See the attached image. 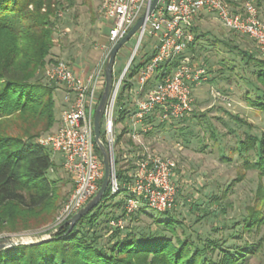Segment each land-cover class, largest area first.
<instances>
[{
  "label": "trees",
  "instance_id": "trees-1",
  "mask_svg": "<svg viewBox=\"0 0 264 264\" xmlns=\"http://www.w3.org/2000/svg\"><path fill=\"white\" fill-rule=\"evenodd\" d=\"M62 10L59 0H0V236L3 237L31 231H38L37 235L46 234L64 224L46 229L67 196L60 192L56 180L48 177L55 164L47 149L35 141L51 132L57 122L54 98L57 87L45 76V70L58 61L49 57L54 47L58 14ZM196 31L197 27L193 26L194 39L188 54L196 51L199 40ZM239 54L247 59L246 64L254 65L253 74L262 86L258 91L264 92V58L242 49ZM176 64L174 61L162 65L155 82L169 74ZM143 65L142 62L131 69L128 77L136 75ZM150 82L145 89L149 88ZM127 88L128 85H123L116 99L121 112L120 122L130 110L126 107L129 100ZM248 103L264 108V97L256 95ZM185 119L183 117L179 122ZM154 120L155 116H150L144 124L148 123L153 128ZM238 122L246 124L245 121ZM127 130L124 125L117 143L122 142ZM101 140L104 142L103 130ZM128 142L132 144L130 140ZM96 151L99 153L97 148ZM234 152L244 166L258 172L260 180L253 205L246 207L241 223L232 225L235 230L242 224V233L249 234L264 224V131L258 136L245 135L229 156L222 157L223 161L230 163ZM250 154L255 161L250 160ZM115 168L121 184L119 195L126 192L125 186L131 182L129 172L133 166L124 168L120 159H115ZM229 188L220 195L211 196L210 207L203 217L212 214V206L222 205ZM112 197L107 188L101 202L80 218L67 234L68 227L64 226L44 243L0 251V264H249V258L261 248V242L224 247L226 242L222 237L215 240L198 237L195 242L190 235H185L184 228L180 234L177 233V227L183 226L170 216L171 210L157 212L161 214L159 218L145 213L152 220L145 229L126 224L123 229L111 228L109 221L113 219L137 222L138 213L147 207L140 206L126 217L124 199L118 203H107ZM118 209L121 212L119 216L116 215Z\"/></svg>",
  "mask_w": 264,
  "mask_h": 264
},
{
  "label": "rangeland",
  "instance_id": "rangeland-1",
  "mask_svg": "<svg viewBox=\"0 0 264 264\" xmlns=\"http://www.w3.org/2000/svg\"><path fill=\"white\" fill-rule=\"evenodd\" d=\"M59 1L62 3L63 15L59 18L53 35L54 47L51 53L52 56L54 55V61L66 62L73 71L72 65L78 66L81 63L83 68L88 65L91 69L97 58L96 51L100 50L103 57H107L109 52L105 54L97 46L103 43L98 41L99 34L107 33V28L104 27L97 32V28L92 27L94 21L100 22L102 19L98 13L102 0ZM196 24L200 25L196 31L199 40L196 42V51L191 56L193 62L206 70L207 81L193 92V113L182 122H179L180 119L170 122H160L156 119L153 122V128L147 123L146 125L152 129L144 133L139 132L140 141L148 152L172 158L176 162L174 182L178 192L170 216L175 217L183 226L177 227L178 234L184 228L185 235H190L195 242L198 241V237L202 240L207 238L215 240L222 237L226 242L224 247L261 242V248L249 258V264H264V224L260 229H253L249 234L242 233V224H239L235 230L232 228L235 222H242L247 212L246 207L253 205L254 193L260 181L258 172L244 166L235 152L231 156L230 163L222 159L230 155V151L245 135L258 136L264 131V108L254 107L248 103L249 99H255L256 95L264 97V92L258 91L259 88L262 89V86L253 74L254 65L246 64L247 59L243 58L239 51L245 50L256 57L261 55L252 40L226 31L216 22L214 15L211 17L209 13L204 14L202 21H197ZM65 26H73L72 37L68 36L67 41H63L66 38L63 32ZM153 42L152 39L145 37L138 45L129 65L130 71L152 56L155 45ZM136 45L137 38L134 35L118 50L113 66L114 79L118 78L126 68ZM69 60H72L73 64ZM53 83L56 87L63 88L59 83ZM154 83L155 78L151 80L149 88ZM216 93L221 98L217 99ZM246 96H249V99H246ZM63 97V92L56 93L55 114L58 117L61 113L57 107L63 101ZM115 110V159H120L122 167L128 168L137 160L138 149L128 136H123L122 142L117 143L124 126L120 122L121 112L117 105ZM130 114H132L131 110L125 114L127 115L125 118H128ZM153 116L155 115L151 117ZM149 117L145 119V123ZM238 120L245 121L246 124ZM103 124L102 119L101 130H103ZM55 128L54 126L51 131ZM129 140L135 147L128 142ZM47 151L55 164L53 170L49 171L48 177L53 181L56 180L60 192L68 196L72 191V182L61 167V155L48 149ZM250 157L251 161H255L253 154H250ZM228 186L230 188L227 199L222 201L220 207L212 206L210 210L212 214L203 217L210 207L211 196L220 195ZM126 196L127 192H121L107 203H118ZM119 211L120 209L117 216L121 214ZM145 213H151L158 218L161 216L145 207L144 212L142 210L138 213L137 222L131 223L126 220L125 224L129 227L145 229L152 223ZM224 225L229 226L224 229ZM37 232H24L18 236H31L32 239L38 234ZM236 236L239 238H233Z\"/></svg>",
  "mask_w": 264,
  "mask_h": 264
},
{
  "label": "built area",
  "instance_id": "built-area-1",
  "mask_svg": "<svg viewBox=\"0 0 264 264\" xmlns=\"http://www.w3.org/2000/svg\"><path fill=\"white\" fill-rule=\"evenodd\" d=\"M153 0H102L98 13L107 22V44L101 49L105 54L126 35L146 13ZM259 0H243L241 8L231 11L221 0H158L150 14L136 32L137 45L122 74L114 79L112 92L103 112V133L110 155L108 189L115 197L121 184L115 168L114 113L117 96L123 85H128L126 104L132 114L121 122L127 126L128 136L138 149L137 160L130 171L131 182L125 186V216L132 215L142 204L150 210L163 213L175 206L178 187L174 176L176 162L172 158L152 154L141 144L139 132L151 127L145 119L155 115L160 122H170L193 113V90L207 81V72L193 62L188 54L193 43L191 31L199 10L212 13L228 32L244 35L252 40L264 58V21L258 14ZM62 12L58 17H62ZM155 43L154 53L146 60L136 75L129 78L130 63L144 38ZM109 53V52H108ZM100 57L85 77L76 74L64 61L47 66L45 76L63 86V103L59 124L51 132L37 138L36 143L61 155L63 171L72 182V191L58 209L50 228L65 223L77 213L98 191L103 179L101 156L96 151L93 132V114L104 86V63ZM176 61V66L160 81L145 89L158 74V69ZM216 98L221 96L216 93ZM125 105V104H124ZM140 146H139V145ZM125 219L109 221L111 228L123 229Z\"/></svg>",
  "mask_w": 264,
  "mask_h": 264
},
{
  "label": "water",
  "instance_id": "water-1",
  "mask_svg": "<svg viewBox=\"0 0 264 264\" xmlns=\"http://www.w3.org/2000/svg\"><path fill=\"white\" fill-rule=\"evenodd\" d=\"M158 0H153L150 7L144 15L133 25V27L122 37L109 51L104 65V86L99 97V101L94 110L93 114V132H94V143L98 152L101 156V161L103 165V179L97 193L72 217H70L61 227L67 226V233L71 232L74 225L78 222L80 218L89 214L102 200L109 183L110 175V155L105 145L101 140V120L103 112L108 101V98L112 92L113 88V66L115 63V57L118 50L129 41L137 32L138 28L143 24V21L147 14H150L156 5ZM61 227L52 230L46 234H40L33 236H5L0 238V251L12 248L19 245H38L44 243L51 239V236L58 231ZM34 239V240H33Z\"/></svg>",
  "mask_w": 264,
  "mask_h": 264
},
{
  "label": "crops",
  "instance_id": "crops-1",
  "mask_svg": "<svg viewBox=\"0 0 264 264\" xmlns=\"http://www.w3.org/2000/svg\"><path fill=\"white\" fill-rule=\"evenodd\" d=\"M221 1H223L228 7H229V9L231 10V11H237V10H239L240 8H241V4H242V2H243V0H221ZM258 14H259V18L262 20V21H264V0H259L258 1ZM208 11H206V10H204V9H202V10H199L198 11V13L196 14V16H195V18H194V21H193V25H192V28H193V26H196V27H198V26H200V25H197L196 24V22L197 21H202V18L204 17V14L205 15H208ZM210 15H211V17L213 16V14L212 13H209ZM215 19H216V17H215ZM216 22L218 23V24H220L219 22H218V20L216 19ZM94 24L92 25V27L93 28H97V32L99 31V30H101L102 28H104V27H107V22L104 20V19H101V21L99 22L98 20H96V21H94L93 22ZM220 26V25H219ZM73 27V26H72ZM72 27H70V26H65V27H63V32L65 33V37L66 38H64L63 39V41H67V39H69V38H71L72 37V34H71V32H72ZM90 28V27H89ZM192 28H191V31H192ZM220 30H222V28L220 27ZM68 36H69V38H68ZM98 41H103V43H102V45L101 44H98L97 46H99V48L101 49L102 47H104L106 44H107V35H106V33H101V34H99V38H98ZM217 41V40H216ZM219 41V40H218ZM99 50V49H98ZM96 53H97V58H95L94 60V64L100 59V57L102 56V52H100V50L99 51H96ZM101 55V56H100ZM54 56V55H53ZM52 56V53H51V55H50V57L49 58H51V59H53L54 60V57ZM77 56V55H76ZM78 57V56H77ZM72 59V58H71ZM76 59V58H75ZM78 59V58H77ZM69 62L70 63H72L73 64V61L72 60H69ZM78 62H80V61H78ZM76 64H77V61H76ZM82 64V63H81ZM78 65V66H76L75 64H74V66L72 65V68L74 69V71L79 75V76H81V77H85L86 75H87V73H89L90 71H91V69H92V66H91V69H90V66H86L85 65V67L83 68V65ZM94 64H92V65H94ZM59 91H61V92H63V88H56V90H55V93H54V98H55V96H56V93H58ZM194 91H197V88H195L194 90H193V92ZM198 96H199V94H198ZM58 110L60 111V113H62V110L64 109V103H63V101H61L59 104H58ZM56 115V114H55ZM60 117H61V115H60ZM60 117H58L57 115H56V118H57V122H56V124H55V127L59 124V119H60ZM129 174H130V172H129ZM141 207H144V204H142L141 205ZM115 211H117V210H115Z\"/></svg>",
  "mask_w": 264,
  "mask_h": 264
}]
</instances>
